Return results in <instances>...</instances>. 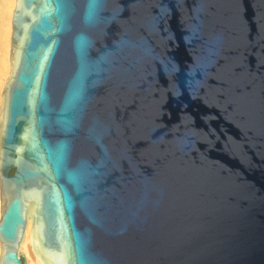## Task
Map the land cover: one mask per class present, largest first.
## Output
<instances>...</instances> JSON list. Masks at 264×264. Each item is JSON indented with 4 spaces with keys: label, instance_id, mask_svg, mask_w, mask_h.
<instances>
[{
    "label": "water",
    "instance_id": "1",
    "mask_svg": "<svg viewBox=\"0 0 264 264\" xmlns=\"http://www.w3.org/2000/svg\"><path fill=\"white\" fill-rule=\"evenodd\" d=\"M1 264H264V0H16Z\"/></svg>",
    "mask_w": 264,
    "mask_h": 264
},
{
    "label": "bare ground",
    "instance_id": "2",
    "mask_svg": "<svg viewBox=\"0 0 264 264\" xmlns=\"http://www.w3.org/2000/svg\"><path fill=\"white\" fill-rule=\"evenodd\" d=\"M15 5H16V0H0V29H1L2 33L6 32L7 36H8V41H7L8 45H7L5 66L3 67V69L0 73L2 76L3 75L5 76L4 85L8 79V77L10 75V71H11L10 49H11V37H12V17H13ZM7 15H9L8 25L6 23H4V20H6ZM3 88H4V86H3ZM3 88L1 89V93H0V108L2 106L1 102H2V94H3V90H4ZM1 203H2V200L0 198V219H1ZM31 231H32V223H31V221H29L21 251H22V253H24L25 257L27 258L28 264H43L42 261L38 258V256L33 251ZM1 251H2V247H1V243H0V256H1Z\"/></svg>",
    "mask_w": 264,
    "mask_h": 264
},
{
    "label": "rangeland",
    "instance_id": "3",
    "mask_svg": "<svg viewBox=\"0 0 264 264\" xmlns=\"http://www.w3.org/2000/svg\"><path fill=\"white\" fill-rule=\"evenodd\" d=\"M4 23H6L8 25L9 23V15L6 16V20H4ZM1 32V29H0ZM8 36L6 32H1L0 33V73L3 69V67L5 66V59H6V52H7V45H8ZM10 76V75H9ZM4 78L5 76L0 74V93H1V89L3 88L4 85ZM4 89V88H3ZM2 103V102H1Z\"/></svg>",
    "mask_w": 264,
    "mask_h": 264
}]
</instances>
